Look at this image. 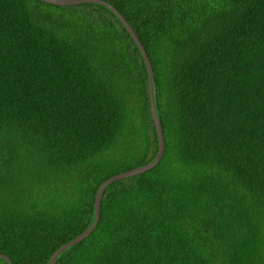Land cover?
Instances as JSON below:
<instances>
[{
    "label": "trees",
    "instance_id": "obj_1",
    "mask_svg": "<svg viewBox=\"0 0 264 264\" xmlns=\"http://www.w3.org/2000/svg\"><path fill=\"white\" fill-rule=\"evenodd\" d=\"M104 1L163 152L54 264H264V0ZM157 149L109 8L0 0V254L47 264Z\"/></svg>",
    "mask_w": 264,
    "mask_h": 264
},
{
    "label": "water",
    "instance_id": "obj_2",
    "mask_svg": "<svg viewBox=\"0 0 264 264\" xmlns=\"http://www.w3.org/2000/svg\"><path fill=\"white\" fill-rule=\"evenodd\" d=\"M40 1L50 3V4H54V5H68V4H75V3L96 2V3H99V4L106 6L115 14V16L122 23V25L124 26V28L126 29L128 34L130 35L132 40L135 42L136 46L138 47V49L142 55L143 61L145 63V68H146V73H147V89H148V94H149L150 112H151V117H152V121H153L154 128L156 131L157 142H158L157 153L151 162L144 164L142 166H138V167L132 168L130 170L118 173L116 175H113L110 178L104 180L98 186V188L96 189V192H95V196H94V214H93V219H92L91 224L85 230H83L81 233H79L77 236H75L71 240L61 244L58 248H56L52 252V254L50 255V257L48 259L47 264H54L55 259H56L59 252H61L62 250H64L68 246H71V245L77 243L78 241L82 240L84 237H86L88 235V233L95 226V224L98 220V215H99V203H100L101 194H102V192H103V190L107 184H109L112 181L118 180V179H122V178H126V177H129L132 175L142 173V172L152 168L158 162V160L161 157V154L163 152V136H162V129H161L160 120L157 116V113H156V110L154 107V102H153L152 69H151L149 59L147 57V54H146L142 44L140 43V41L138 40L133 29L128 24L126 19L122 16V14L114 6L110 5L109 3H107L104 0H40ZM0 258L4 259L7 262V264H13L11 262V260L4 254H0Z\"/></svg>",
    "mask_w": 264,
    "mask_h": 264
}]
</instances>
